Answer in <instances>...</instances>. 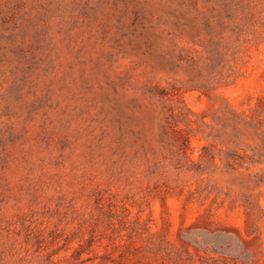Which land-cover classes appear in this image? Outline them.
Returning <instances> with one entry per match:
<instances>
[{
  "label": "rangeland",
  "instance_id": "rangeland-1",
  "mask_svg": "<svg viewBox=\"0 0 264 264\" xmlns=\"http://www.w3.org/2000/svg\"><path fill=\"white\" fill-rule=\"evenodd\" d=\"M0 264H264V0H0Z\"/></svg>",
  "mask_w": 264,
  "mask_h": 264
}]
</instances>
